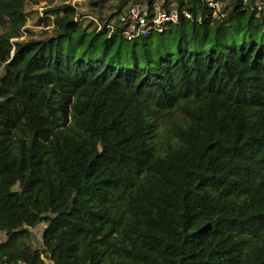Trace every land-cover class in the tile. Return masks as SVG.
<instances>
[{"label":"trees","instance_id":"trees-1","mask_svg":"<svg viewBox=\"0 0 264 264\" xmlns=\"http://www.w3.org/2000/svg\"><path fill=\"white\" fill-rule=\"evenodd\" d=\"M113 1L21 40L27 0H0V263L264 264L263 0H175L203 22L134 42L157 0Z\"/></svg>","mask_w":264,"mask_h":264},{"label":"built area","instance_id":"built-area-1","mask_svg":"<svg viewBox=\"0 0 264 264\" xmlns=\"http://www.w3.org/2000/svg\"><path fill=\"white\" fill-rule=\"evenodd\" d=\"M202 3L211 11L212 19L223 17L224 5L220 0H202ZM258 13L264 11V0L256 4ZM203 16L195 19L187 9L178 8L175 0H157L153 5L131 6L122 18L120 26L123 28L122 37L127 42H134L152 34H165L171 27L178 26L183 20L203 22ZM101 30L102 25L97 23ZM110 34L115 27L109 25ZM1 264V263H0ZM25 264V263H19Z\"/></svg>","mask_w":264,"mask_h":264},{"label":"rangeland","instance_id":"rangeland-1","mask_svg":"<svg viewBox=\"0 0 264 264\" xmlns=\"http://www.w3.org/2000/svg\"><path fill=\"white\" fill-rule=\"evenodd\" d=\"M95 1L97 0H27L26 24L22 29L23 37L21 38V40L37 39L39 35L44 31L51 33L53 26L49 28L43 27L41 19L47 18L51 19L52 21L53 17L48 15L47 12L62 4H67L75 7L78 12V20L85 21L86 25L93 23L92 30L97 28V31L100 32L101 30L98 28L97 23L101 24V22L98 21L96 17L98 16V13L94 11L96 7H91V3ZM220 1H222L224 8H227L229 6V0ZM113 3V0H108V3L106 4V10H108V14L107 11H105L106 16H109L111 14V11H109V9L113 5ZM0 74H2V71H0ZM46 228V224H41L40 226L32 230L33 238L31 244L34 249L42 250V236ZM6 238V234L0 233V243L5 241Z\"/></svg>","mask_w":264,"mask_h":264}]
</instances>
